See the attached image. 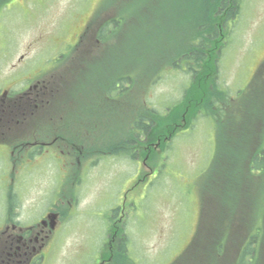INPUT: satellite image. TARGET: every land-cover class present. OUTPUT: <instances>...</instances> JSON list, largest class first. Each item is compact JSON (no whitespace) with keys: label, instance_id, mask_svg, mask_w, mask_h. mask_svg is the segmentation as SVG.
I'll return each instance as SVG.
<instances>
[{"label":"rangeland","instance_id":"374dc122","mask_svg":"<svg viewBox=\"0 0 264 264\" xmlns=\"http://www.w3.org/2000/svg\"><path fill=\"white\" fill-rule=\"evenodd\" d=\"M97 1L13 0L6 3L35 5L25 23L14 10L8 17L4 16L8 25L18 29L10 32L11 36H15L11 43L13 54L20 55L27 45L32 44L29 55H35L39 46L47 45L42 37L68 18L72 6L81 13H88L94 7H101L94 5ZM124 1L126 5L110 7L123 8L124 37L116 44L115 50L119 51L120 67L124 69L126 82L129 83L126 85V111L120 118L94 121L97 126L94 137L96 145L108 144L117 139L119 132L124 135L132 130L136 120L133 109L141 110L142 107V116L148 109L166 114L180 102L192 78L185 64L178 61L171 67L166 61L174 56L177 41L182 39L180 36L191 29L189 18H193L192 5H205V0ZM240 3V15L235 22L227 23L228 36L216 61L218 84L231 97L246 89L264 60V0H241ZM44 5L49 6L42 14L38 13ZM169 5H176L173 17ZM70 25V21L66 22V29ZM6 33L7 30L0 27V43ZM179 48L185 50V47ZM9 64L10 60H0L3 71ZM114 64L119 65L117 58ZM212 123L201 115L193 119L185 131L176 133L167 141L162 153L155 150L154 164L157 163V166L152 163L154 169L150 173L149 167L143 165L142 158L138 157V152L132 149L133 156L136 154L132 160L120 156H106L104 160L93 157V163L81 168V173H76L79 179L62 178L64 218L42 264H99L101 257L115 251L120 243L124 254H118L125 255V258H117L110 264H173L189 247L196 232L203 206L201 197L204 184L210 190L215 188L212 182L207 181L212 178L209 175L212 174L210 169L216 149V129ZM142 172L146 175L143 176ZM251 176L260 178L261 185H264V174ZM214 182L217 188L204 200L206 213L210 223L220 225L223 218L227 225V218H232L231 214L228 206L224 201L220 203L216 194L226 183L222 182L219 173ZM50 184L47 180L41 185L44 200L39 207L37 197L40 186H26L22 199L23 221L36 216H30L29 210L42 209L48 206L49 200L52 202L53 199L47 195V190L52 188ZM72 193L76 203L69 207L68 203H73ZM2 206L3 202L0 201V215L4 210ZM68 208L70 214H67ZM116 209V219L119 216L124 222L123 234L121 241L117 235V242L111 243L106 240L108 219ZM244 210L241 208L242 212L233 218L245 219L248 211L243 213ZM260 216L261 213H258L257 217ZM257 223H260L259 218H256ZM239 225L243 231L241 221ZM251 226L253 230L259 227H255L254 219ZM201 241L178 264H207L212 259L207 256L210 245Z\"/></svg>","mask_w":264,"mask_h":264},{"label":"flooded vegetation","instance_id":"af4514ba","mask_svg":"<svg viewBox=\"0 0 264 264\" xmlns=\"http://www.w3.org/2000/svg\"><path fill=\"white\" fill-rule=\"evenodd\" d=\"M126 4L124 0H98L94 5L101 7L88 13L72 6L68 18L42 37L47 45L39 46L33 56L29 55L32 44L20 55L13 54L11 43L15 36L10 32L18 29L8 25L4 16L14 10L25 23L35 5H0V27L7 30L0 43V60H10L5 71L0 67V201L4 208L0 215V264H42L62 221L60 182L62 178H78L76 173L93 163V157H125L128 144L149 167L148 173L154 169L150 164L156 160L155 150H161L159 142L143 146L144 132L135 124L124 135L119 132L117 139L108 144H94V121L120 118L126 111L129 83L120 67L119 51L115 50L124 37L123 8L110 7ZM48 6L44 5L38 13L42 14ZM68 21L71 25L66 29ZM115 58L119 60L117 66ZM133 110L134 122H139L141 110ZM47 180L52 183L47 190L52 202L49 200L42 209L29 210L30 216H36L23 221L26 186H40L39 207L44 200L41 185ZM108 220L107 231L112 235L109 233L107 238L115 243L124 222L119 216L116 219L115 211ZM118 246L120 251L121 243ZM110 260L111 257L99 264Z\"/></svg>","mask_w":264,"mask_h":264},{"label":"trees","instance_id":"16d2710c","mask_svg":"<svg viewBox=\"0 0 264 264\" xmlns=\"http://www.w3.org/2000/svg\"><path fill=\"white\" fill-rule=\"evenodd\" d=\"M7 1L0 0V5ZM168 7L173 17L176 5ZM192 7L191 29L180 36L182 39L177 41L174 56L166 61L170 66L178 61L186 64L191 82L180 102L166 114L147 110L134 124L144 132L141 137L143 146L159 142V148L163 150L167 140L181 129H187L198 115L214 123L216 149L210 169L212 174L209 175L212 178L207 181L215 188L210 190L204 184L200 222L188 250L198 247L202 240L210 245L207 256L212 259L207 264H264V185L262 188L258 185L254 189L250 187L251 174H264V61L246 89L235 97L229 96L218 84L216 61L228 36L227 23L235 22L240 15L239 0H205V5ZM178 46L185 47V50L178 49ZM130 152L126 149L125 155L133 156ZM218 173L226 184L216 194L228 206L232 217L227 218V225L226 219H221L220 225L210 223L204 205L206 197L217 188L214 178ZM241 208H245L243 213L248 211L246 218L234 219V215L242 212ZM257 210L260 217H257ZM256 218L260 223L256 224ZM253 219L255 227L259 226L256 230L251 226ZM239 221L244 225L243 231ZM188 252L173 264H178ZM120 257L125 258V255H117L110 262Z\"/></svg>","mask_w":264,"mask_h":264}]
</instances>
